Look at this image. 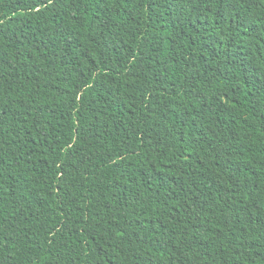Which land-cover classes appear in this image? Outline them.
<instances>
[{"label":"trees","instance_id":"trees-1","mask_svg":"<svg viewBox=\"0 0 264 264\" xmlns=\"http://www.w3.org/2000/svg\"><path fill=\"white\" fill-rule=\"evenodd\" d=\"M0 264H264V0H0Z\"/></svg>","mask_w":264,"mask_h":264}]
</instances>
